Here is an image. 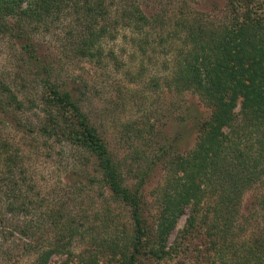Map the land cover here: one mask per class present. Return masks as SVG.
Here are the masks:
<instances>
[{
	"label": "trees",
	"instance_id": "16d2710c",
	"mask_svg": "<svg viewBox=\"0 0 264 264\" xmlns=\"http://www.w3.org/2000/svg\"><path fill=\"white\" fill-rule=\"evenodd\" d=\"M112 1L0 0V36L16 39L32 53L35 31L68 19L81 23L84 32L71 46L73 55L99 63ZM225 9L226 18L219 24L181 13L166 39L156 43L164 55L171 54L175 41L179 43L169 60L173 66L163 80L165 87L178 95L196 96L207 113L196 109L182 118L195 131V142L191 150L166 162L163 182L152 193V222L145 215L141 184L126 185L80 98L68 86L42 79V118L35 132L25 126L22 131L36 144L41 140V146L60 149L67 145L77 153L74 183L105 189L111 202L127 212L128 221L107 236L96 230L95 223H76L61 210H50L43 214L45 224L22 226L19 220L42 209V204L28 178L24 153L0 135V230L8 225L9 234L31 241L23 244L20 254L36 252L34 264H48L51 256L63 258L59 264H70L71 244L78 241L86 248L85 264H98V258L106 259L105 264H180L182 249L193 251L200 245L199 257L206 264H264V191L248 209L246 222L253 220L255 225L245 238L241 234L246 226L238 220L244 193L264 187V0H226ZM121 19L130 21L135 30L149 23L137 8H124ZM140 43L136 45L144 54L142 44L148 49L151 43ZM10 107L24 108L0 81V114ZM164 154L161 149L156 158L161 160ZM157 162L152 160L148 169ZM186 211L182 229L168 245ZM49 230L56 234L54 241L45 236Z\"/></svg>",
	"mask_w": 264,
	"mask_h": 264
},
{
	"label": "rangeland",
	"instance_id": "374dc122",
	"mask_svg": "<svg viewBox=\"0 0 264 264\" xmlns=\"http://www.w3.org/2000/svg\"><path fill=\"white\" fill-rule=\"evenodd\" d=\"M112 2L111 13L105 24L108 31L100 41L103 58L99 63L73 55L71 46L84 32L81 23L68 19L35 31L30 40L33 43L32 53L22 48L16 39L0 36V81L24 106L22 111H12L10 107L7 113L0 114V135L24 153L28 178L42 204V209L19 220L22 226L45 224L47 220L43 222V214L50 210H61L64 216H69L76 223H95L96 230L107 236L113 235L116 230L120 231L128 221L127 212L111 202L105 189L74 183L73 175L79 169L75 170L77 167L74 162L77 159L73 155L78 157L77 153L67 145L62 149L58 146H41V140L36 144L33 138L29 139L28 133L22 131V126H25L27 130L35 132L42 118L39 110L42 79L48 78L63 88L68 86L80 98L83 112L97 128L114 161L120 166L126 185L134 187L141 184L140 191L146 203L145 215L150 222L155 215L152 193L163 182L166 162L175 154H185L193 148L195 131L181 120L187 119L188 114L196 109L205 113L207 110L199 104L196 96L190 93L178 95L165 87L163 80L169 76L173 66L169 60L170 57L173 59L179 43L175 41L171 45L176 51L172 50L169 55H164L156 43L166 39L181 13L201 15L208 24L223 22L226 18V0ZM124 8L131 11L137 8L149 23L135 30L130 21L121 19ZM102 25L100 23L99 26ZM144 40L153 46L148 45L147 48H150L146 49L145 44H142ZM138 41L145 49L144 54L136 45ZM30 53L35 54L33 59ZM39 65L45 66L46 70ZM175 136L172 142L170 139ZM169 144H172L171 147ZM161 149L165 150V154L160 160L156 156ZM46 152L51 157L46 156ZM152 160L158 162L149 170ZM141 178L144 179L140 181ZM263 191V185H259L245 192L241 198V217L238 220L246 226L242 238L255 225L253 220L246 222L249 219L248 209L254 198ZM187 215L188 211L178 220L168 245L176 239ZM8 229L11 228L7 225L0 230V264H34L36 252H19L23 244L31 241L16 233L9 234ZM45 236H49L50 242L55 240L56 234L49 230ZM70 249L73 252L70 264L86 263L84 257H87V253H83L85 245L74 241ZM196 249H182L178 256L180 264H206L199 257L200 245ZM62 259L51 256L48 264H59ZM97 260L98 264L106 262L103 258Z\"/></svg>",
	"mask_w": 264,
	"mask_h": 264
}]
</instances>
